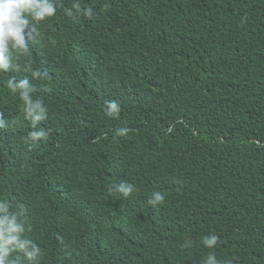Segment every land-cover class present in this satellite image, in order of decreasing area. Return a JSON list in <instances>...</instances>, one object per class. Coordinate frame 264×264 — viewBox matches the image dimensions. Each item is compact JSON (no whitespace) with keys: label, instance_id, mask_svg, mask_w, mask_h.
<instances>
[{"label":"trees","instance_id":"1","mask_svg":"<svg viewBox=\"0 0 264 264\" xmlns=\"http://www.w3.org/2000/svg\"><path fill=\"white\" fill-rule=\"evenodd\" d=\"M51 2L0 70V255L7 215L36 264H264V0Z\"/></svg>","mask_w":264,"mask_h":264},{"label":"clouds","instance_id":"2","mask_svg":"<svg viewBox=\"0 0 264 264\" xmlns=\"http://www.w3.org/2000/svg\"><path fill=\"white\" fill-rule=\"evenodd\" d=\"M74 9L77 13L83 11L84 15L91 18L93 10L91 8L81 9L79 3L75 4ZM56 7L51 0H0V70H7L10 66V48L25 50L23 42V34L29 27V17L32 20L39 22L45 20L47 17L55 15ZM67 15L72 16L73 11L68 10ZM34 30V28H33ZM9 87L16 91V88H27V81H21L18 85L12 81L9 82ZM21 98L26 104V114L31 119L33 126L37 125L41 120L46 117V109L39 101H32L27 90L21 92ZM120 111L118 102H107L105 114L109 117H116ZM128 133L127 128H120L118 134L123 136ZM30 140L37 142L46 138V131H34L30 134ZM116 190L122 194L124 198H128L134 191V186L128 183H121L116 186ZM164 195L158 191L153 192V198L149 201L150 204H159L164 201ZM0 212H7V205L0 203ZM7 236L4 239V252L0 255V264H7L6 257L8 255L9 245L17 246L19 249L25 250L27 259L30 264H36L37 258L40 255V249L33 245L31 251H27L29 241H21L17 235L22 231L20 225L16 223L15 216H4ZM218 238L214 235L206 236L203 238L205 247L211 249L217 244ZM186 247L188 245H185ZM205 264H218L214 254L208 255Z\"/></svg>","mask_w":264,"mask_h":264}]
</instances>
